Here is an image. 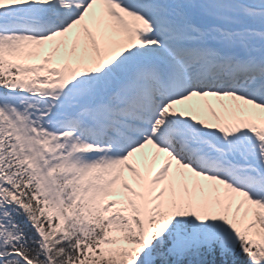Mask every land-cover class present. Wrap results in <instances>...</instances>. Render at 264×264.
<instances>
[{"label":"snow or ice","instance_id":"snow-or-ice-1","mask_svg":"<svg viewBox=\"0 0 264 264\" xmlns=\"http://www.w3.org/2000/svg\"><path fill=\"white\" fill-rule=\"evenodd\" d=\"M0 264H264V0H0Z\"/></svg>","mask_w":264,"mask_h":264}]
</instances>
